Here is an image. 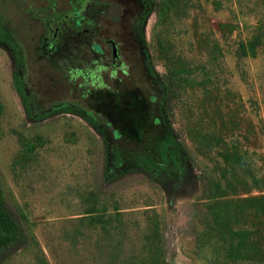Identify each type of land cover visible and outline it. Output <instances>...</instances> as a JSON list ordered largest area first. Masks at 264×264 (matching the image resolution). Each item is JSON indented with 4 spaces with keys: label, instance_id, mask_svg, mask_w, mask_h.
Listing matches in <instances>:
<instances>
[{
    "label": "rangeland",
    "instance_id": "374dc122",
    "mask_svg": "<svg viewBox=\"0 0 264 264\" xmlns=\"http://www.w3.org/2000/svg\"><path fill=\"white\" fill-rule=\"evenodd\" d=\"M110 1L86 81L35 49L73 0H0V264H264V0Z\"/></svg>",
    "mask_w": 264,
    "mask_h": 264
},
{
    "label": "flooded vegetation",
    "instance_id": "af4514ba",
    "mask_svg": "<svg viewBox=\"0 0 264 264\" xmlns=\"http://www.w3.org/2000/svg\"><path fill=\"white\" fill-rule=\"evenodd\" d=\"M117 12V5L110 0H73L71 10L59 18L38 17L37 23L43 27L35 46L39 57L47 58L51 66L66 73L67 79L82 71L73 69L71 62H90L103 70L112 67V73L123 69L126 57L120 36H100L104 29L103 19L110 16L115 20ZM92 70L82 71V78L89 81L95 73Z\"/></svg>",
    "mask_w": 264,
    "mask_h": 264
},
{
    "label": "trees",
    "instance_id": "16d2710c",
    "mask_svg": "<svg viewBox=\"0 0 264 264\" xmlns=\"http://www.w3.org/2000/svg\"><path fill=\"white\" fill-rule=\"evenodd\" d=\"M16 230V222L9 216L0 199V250L15 239Z\"/></svg>",
    "mask_w": 264,
    "mask_h": 264
}]
</instances>
